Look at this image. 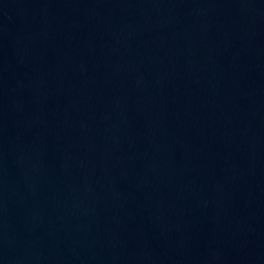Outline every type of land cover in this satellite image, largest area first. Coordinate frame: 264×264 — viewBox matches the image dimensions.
Returning <instances> with one entry per match:
<instances>
[{"label":"water","instance_id":"1","mask_svg":"<svg viewBox=\"0 0 264 264\" xmlns=\"http://www.w3.org/2000/svg\"><path fill=\"white\" fill-rule=\"evenodd\" d=\"M0 264H264V0H0Z\"/></svg>","mask_w":264,"mask_h":264}]
</instances>
